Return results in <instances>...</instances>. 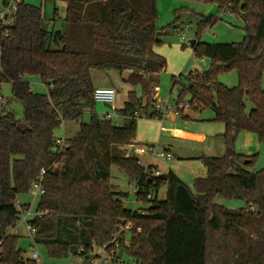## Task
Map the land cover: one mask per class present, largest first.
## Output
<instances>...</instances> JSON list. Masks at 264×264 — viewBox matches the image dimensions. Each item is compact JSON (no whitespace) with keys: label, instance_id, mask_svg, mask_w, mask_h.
<instances>
[{"label":"trees","instance_id":"16d2710c","mask_svg":"<svg viewBox=\"0 0 264 264\" xmlns=\"http://www.w3.org/2000/svg\"><path fill=\"white\" fill-rule=\"evenodd\" d=\"M16 1L14 24H0V83H10L13 98L24 105L25 128L10 114L0 115V264H36L23 259L19 237L9 229L19 221L17 197L28 194L39 177L44 194L35 211L44 215L29 226L33 244L51 260L82 257L91 264L92 248L116 251L111 243L119 236L116 258L136 264H264V167L247 170L256 156L203 158L207 174L192 188L171 171L160 180L153 167L146 170L128 156L126 148L136 146L137 120H162L153 97L166 61L154 49L168 31L178 30L177 22L157 28L156 0H43L65 4L63 31L49 33L41 8ZM196 1L216 3L220 11L231 2L245 36L238 44L199 42L214 22L198 16L191 48L211 65L184 82L172 77L176 112L212 109L229 149L241 133L264 143V0ZM229 71L237 74L234 88L217 80ZM109 72L120 78L115 92L125 90L122 106L114 110L119 124L93 112V93L105 80L100 75ZM33 77L46 94L31 91L27 79ZM245 102L252 106L248 113ZM85 111L87 124L81 122ZM70 120L79 123L78 132L60 149L56 132ZM113 166L135 184L139 207L124 208L127 195L111 186ZM161 187L163 201L157 199ZM216 200H241L245 206L229 210ZM127 224L128 241L125 232L119 234Z\"/></svg>","mask_w":264,"mask_h":264},{"label":"rangeland","instance_id":"374dc122","mask_svg":"<svg viewBox=\"0 0 264 264\" xmlns=\"http://www.w3.org/2000/svg\"><path fill=\"white\" fill-rule=\"evenodd\" d=\"M3 1L11 4L16 0H0V9L3 7ZM24 2L31 6L41 8L44 17L43 28L47 32L63 31L65 17L64 3L43 0H24ZM156 9L158 14L156 26L158 29H167L174 22H177L176 25L179 27L177 31L173 29L168 31V35L162 38L161 45L154 49V52L166 61V68L158 77V99L166 101L167 105L172 109L178 93V87L172 89V77L176 78L181 76V80L184 82V79L190 73H203L210 69V59L204 58V61L201 62L189 45L190 41L197 38L196 25L199 22L198 16L210 18L214 22L212 26L206 28L197 38L199 42L207 44L241 43L245 36L244 22L238 16L229 17L225 14L223 15L218 5L212 2L196 0H156ZM180 35L184 36V41L179 40ZM100 76L105 79L101 83L102 85L100 87L102 88L110 86L113 89H117L121 84L119 76L115 73L109 72L105 75L101 74ZM237 79L235 71L220 73L217 76L218 82L227 88L236 87L238 83ZM27 81L32 92L46 94L47 90L38 78H28ZM124 92L125 90L119 94L116 93L115 101L112 105L96 103L93 112L99 119L106 113L113 115L114 110L120 108L123 100H125ZM0 95L4 101L3 107L0 108V115L10 114L19 122V127L24 129V105L13 98L10 83H0ZM188 100V96L183 99L184 103L188 102ZM245 105L246 113H248L252 109V106L249 102H245ZM175 115V119L169 117L163 120L139 118L136 123L135 138L136 148L158 145L161 152L166 153L165 149H169L173 157L169 160L156 159L152 161H150L148 153L138 155L137 157L143 164L149 162L156 164L158 162L160 163L159 166L163 165V170H166L167 167L170 168L172 173L186 186L192 188L196 179L204 178L207 174L201 159L226 158L228 148L222 137L224 125L213 120L214 113L210 108H203L201 110L185 108ZM89 119L90 111H85L81 122L87 124ZM118 120V118L113 117L114 122ZM78 129V122L71 120L65 121L60 129L57 130L56 137L59 140L68 141L74 137ZM217 130H220V132L218 133ZM187 131L204 135L205 140L203 142L196 141L193 143L181 140L184 137H176V134L184 135ZM233 151L236 155L256 156L254 164L252 167L247 168V170L256 172L264 167V143L258 142L255 135L241 133L233 145ZM110 182L111 186H114L113 189L115 191L127 195L123 200L125 209L131 211L134 207H139L140 204L135 205V184L128 180L125 173L119 167H111ZM165 198L166 187H161L157 192V199L163 201ZM17 200L24 205H29L30 214H33L39 198L33 199L28 193L18 196ZM215 203L229 210L241 209L245 206V203L241 200H216ZM9 233L19 237L18 248L24 252V260H29L32 253L37 252L40 257V263L38 264H70L71 262L70 258L65 260L49 259L42 246L33 244L32 235L28 233L21 222L17 224L15 229H9ZM128 240L129 235L126 237V241ZM122 264L136 263L132 260L123 259Z\"/></svg>","mask_w":264,"mask_h":264},{"label":"built area","instance_id":"2783aa9c","mask_svg":"<svg viewBox=\"0 0 264 264\" xmlns=\"http://www.w3.org/2000/svg\"><path fill=\"white\" fill-rule=\"evenodd\" d=\"M16 11H17V1L11 4H7L0 9V24L2 27H11L14 24ZM221 12L223 15L225 14L229 17L235 16L233 13L232 7H231V2H228L224 6V8L221 10ZM179 40L184 41V36L180 35ZM157 93L158 92H156V94H154V97H153V99L155 100V109L161 112L162 120H163L164 118L169 117V114L172 112V109L171 107L167 105L166 101L158 99ZM115 96H116V92L114 89L99 88L94 91L93 100L95 101V103L112 105L115 101ZM3 103H4L3 97L0 95V108L3 107ZM182 108H183V105H179V109H182ZM116 116L117 115L113 113V115L106 114L102 118L112 120L113 117H116ZM141 119H145V117L142 116ZM58 143H59L58 144L59 148L62 149L65 141L58 140ZM134 151H136L137 155H143L145 153H148L150 157V161L156 160V159L169 160L172 158L171 154L161 152L160 147L158 145L140 147L138 149H135ZM139 164L142 167H144V169L146 170L149 167H151L149 164H143L141 161H139ZM151 171L155 177L160 176V173L154 168H152ZM41 181H42V178L39 177L38 180L34 182L31 186L29 194L33 199H36V198L40 199V197L44 194V190L41 186ZM147 197L152 198L150 194H148ZM14 205L19 213V221L17 222V224L21 222L25 226L28 233L32 235V241H33L34 232L29 226V221L31 220V218H34L36 216L41 217L44 214L37 213L36 211L33 214H30L29 207H27L26 209H22L18 201H16ZM17 224H15V226L12 227L11 229H15ZM130 229H131V226L128 224L125 225L124 227H120L119 234L125 232L126 235H128L127 232H129ZM117 238H119V236L116 237L111 243V245H113L114 248H116V251L114 250L108 251L107 245L98 246V247L94 246L92 248V251L90 252V257L92 258V260L90 261L91 264H122V259L116 258L117 247H118ZM102 254H104L105 256ZM103 256L106 258H104ZM30 260L35 262L36 264L40 263V257L38 253L37 252L32 253ZM70 264H85V260L82 257L74 258V259H71Z\"/></svg>","mask_w":264,"mask_h":264},{"label":"crops","instance_id":"0c3cea01","mask_svg":"<svg viewBox=\"0 0 264 264\" xmlns=\"http://www.w3.org/2000/svg\"><path fill=\"white\" fill-rule=\"evenodd\" d=\"M201 62H203L204 61V59H199ZM220 83V82H219ZM110 89H112V88H110ZM158 94V93H157ZM115 113V112H114ZM177 112H175L174 113V116H172V112L169 114V118H171V119H175L176 118V114ZM106 114H108V113H106ZM105 114V115H106ZM104 116V115H103ZM116 118H118L119 120L118 121H116V123H118L119 124V122H120V118L118 117V116H116ZM218 131V133L220 132V130H217ZM177 136L176 137H184V138H182L181 140H184V141H186V142H193V143H195L196 141L197 142H203L204 140H205V136L204 135H200V134H195V133H192L191 131L190 132H188L187 131V133H185L184 135H179V134H176ZM220 135V134H219ZM57 140H59V139H57ZM131 147H134V150L135 149H138V148H136V146H134V145H131V146H129V147H127L126 149H127V151L129 152L130 151V149H131ZM165 152L166 153H169V154H171L172 155V157H173V154L171 153V151L169 150V149H165ZM134 153H135V156L137 157L138 155H137V153H136V151H134ZM138 158V157H137ZM139 159V158H138ZM139 161H140V159H139ZM147 164H149L151 167H153L155 170H157L159 173H160V175H162V174H167L168 172H170L171 170H170V168H166V170H163L162 169V166H159V164L160 163H156V164H154V163H152V162H149V163H147ZM172 172V171H171ZM189 187V186H188ZM113 188H114V186H113ZM135 191V190H134ZM136 192V191H135ZM18 201V200H17ZM19 202V201H18ZM20 203V205H24L23 203H21V202H19ZM135 205H136V202H135ZM140 206V205H139ZM28 207H29V205H28ZM135 208V207H134ZM10 234H12V233H10ZM14 235V234H13ZM30 260V259H29Z\"/></svg>","mask_w":264,"mask_h":264},{"label":"water","instance_id":"95a60500","mask_svg":"<svg viewBox=\"0 0 264 264\" xmlns=\"http://www.w3.org/2000/svg\"><path fill=\"white\" fill-rule=\"evenodd\" d=\"M190 46L191 47H193L194 46V44H195V40H192V41H190ZM59 47H60V49L62 50L63 49V45L62 44H59ZM176 112V107L175 106H173L172 107V116H174V113ZM227 156H226V158L227 159H230V158H232L231 156L233 155V153H234V151L232 150V149H227ZM128 156L129 157H135V153H134V147H131V149H130V151L128 152ZM160 180H166L167 179V174H162V175H160L159 177H158ZM112 188H113V186H112Z\"/></svg>","mask_w":264,"mask_h":264}]
</instances>
